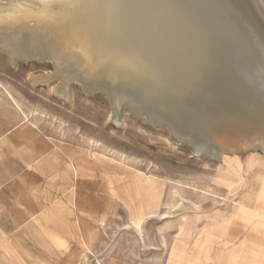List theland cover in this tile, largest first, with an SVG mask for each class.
I'll return each mask as SVG.
<instances>
[{"label":"rangeland","instance_id":"rangeland-1","mask_svg":"<svg viewBox=\"0 0 264 264\" xmlns=\"http://www.w3.org/2000/svg\"><path fill=\"white\" fill-rule=\"evenodd\" d=\"M184 1L171 11L172 20L186 12L185 35L175 36L181 42L188 36L190 44L207 37L213 44L211 20ZM199 47L195 53L203 54ZM210 50L209 55H219ZM46 60L14 62L0 48V82L19 93L30 92L35 108L43 112L45 130L63 153L71 150L69 164L77 170L66 169L67 157L47 159L51 165L43 166L46 173L25 175L28 198L22 202L8 185H0V194L5 192L0 198V264H264V228L238 212L254 191L256 197L245 203L264 217L263 151L240 147L220 159L197 157L167 127L136 117L128 106L117 115L99 91L88 94L72 80L67 100L55 91L58 78L38 83L33 74L56 69ZM94 152L123 162L126 181L114 179L116 195L108 184L106 159L95 158ZM9 162L16 166V160L0 158V167ZM6 177L11 176L0 173V182ZM152 186L158 188L157 196H150ZM12 202L14 208L7 205ZM140 212L145 219L138 230L133 221ZM221 212L228 213L226 222L199 236L212 229L211 218ZM181 221L193 232L182 234Z\"/></svg>","mask_w":264,"mask_h":264},{"label":"bare ground","instance_id":"bare-ground-1","mask_svg":"<svg viewBox=\"0 0 264 264\" xmlns=\"http://www.w3.org/2000/svg\"><path fill=\"white\" fill-rule=\"evenodd\" d=\"M182 1L111 0L116 9L106 12L103 5L109 0H95V11L75 19L101 48L126 53L148 68L145 75L86 77L53 55L55 37L32 31L0 28V48L15 61L50 60L56 69L33 77L45 85L58 78L55 91L67 100L75 80L88 94L107 95L116 113L113 101L127 102L136 117L167 127L177 140L185 136L201 156L220 159L240 147L264 152V0H228L230 5L226 0L184 1L211 20L207 32L213 44L207 37L190 44L185 36L181 42L186 12H179L180 21L174 15L178 22L172 24L171 11ZM199 46L204 55L195 53ZM209 49L219 55H209Z\"/></svg>","mask_w":264,"mask_h":264},{"label":"crops","instance_id":"crops-1","mask_svg":"<svg viewBox=\"0 0 264 264\" xmlns=\"http://www.w3.org/2000/svg\"><path fill=\"white\" fill-rule=\"evenodd\" d=\"M13 61L15 62L14 58ZM31 77H33V75ZM29 94L30 92L19 93L11 87H8L0 82V158L16 160V166L10 165L11 162H9V165H6L2 168L0 167L1 174L11 176L1 180L3 182H0V185H8L13 192L12 195L15 198L17 196V198L21 200V202L24 198H28V194H26L28 188L27 185H25L24 179L25 175L28 176L29 174L46 173L43 170V166L46 167L47 165H51L49 162H47V159H61L63 158V156L67 157L68 159L66 161V169L69 170L70 167H72L74 170H77L73 162L69 164V160H71V158L73 157V155L71 154V150L69 151V153H67L66 151L63 153L64 150L56 146V141L53 139L52 135H50V133L45 130L46 121L43 118V112L40 113V111H38L39 108H35V104L28 97ZM74 151L75 150H73V152ZM94 157L98 159L100 157H103L104 159H106L105 168L107 169L105 170V172L108 177V184L110 186L112 194L116 195L114 179L116 177H120L122 180L126 181L123 162H120V160H118L117 162H111L109 155H104L96 152H94ZM51 162H54V160ZM30 168H35L36 170H31ZM109 169H113V172L109 171ZM9 188L7 189L10 190ZM148 190L150 191V196L154 197V195H156L154 194V191L158 190V188L152 186ZM251 193H253V195L252 197H249V199L247 200L248 202L251 201L252 198L256 197L254 195V191ZM4 194L5 192L3 194H0V198H4ZM151 197L149 198V201H156L157 197ZM245 202H242L240 204L238 212L245 214V216H243L245 220L249 218V220L254 221V223L256 224H260L264 228V217L260 215L261 212L257 213L256 209H253L251 205H248ZM7 205L14 208L16 204L12 202L8 203ZM22 207H18L19 212L25 211ZM216 216L218 217L213 216L211 218L212 222L208 224L212 229L207 227L206 230L197 233L199 236L205 233H210V231H212L217 226L219 221L225 223L229 215L226 212H221L217 213ZM162 218H168V216L165 217L162 213ZM144 219V215L142 216L141 214L140 219L138 216L137 219L133 221L135 225L134 227L138 230H141ZM185 219V216L182 217L183 221H185ZM7 220L8 219H5V221ZM9 221L25 222L29 220L27 218H11L9 219ZM103 223L104 219H101V224ZM138 223L140 224V227L137 225ZM179 227L182 234H190V232H193L194 230L193 228L185 230L184 223L182 221ZM198 240L199 239H197L196 242H198L199 244L200 241ZM32 258H30L31 261H33ZM34 263L35 261L32 264Z\"/></svg>","mask_w":264,"mask_h":264},{"label":"clouds","instance_id":"clouds-1","mask_svg":"<svg viewBox=\"0 0 264 264\" xmlns=\"http://www.w3.org/2000/svg\"><path fill=\"white\" fill-rule=\"evenodd\" d=\"M95 0H0V28L32 31L56 38L53 55L71 63L84 76L117 75L150 71L126 53L101 48L91 33L74 23L78 16L95 11ZM112 12L116 5H103Z\"/></svg>","mask_w":264,"mask_h":264},{"label":"water","instance_id":"water-1","mask_svg":"<svg viewBox=\"0 0 264 264\" xmlns=\"http://www.w3.org/2000/svg\"><path fill=\"white\" fill-rule=\"evenodd\" d=\"M111 102H112V100H111ZM113 103L116 104V106H117V115H118L119 111L121 110V108H122L124 105L127 104V102L122 103V102H118V101H116V102L113 101ZM128 107H130V105H129ZM147 122L151 124V120H148ZM177 138H178V140H179L180 142H185V141L189 142L185 136H180V137H177ZM188 144H189V146L193 149L194 154H196L197 156H201V155H202V153L198 154V153L195 151L194 146H193L190 142H189Z\"/></svg>","mask_w":264,"mask_h":264}]
</instances>
